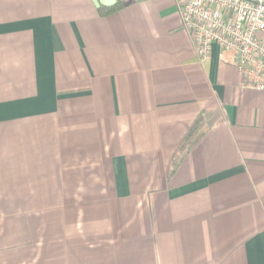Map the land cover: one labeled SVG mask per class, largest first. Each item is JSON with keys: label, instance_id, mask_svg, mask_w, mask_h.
Returning a JSON list of instances; mask_svg holds the SVG:
<instances>
[{"label": "crops", "instance_id": "0c3cea01", "mask_svg": "<svg viewBox=\"0 0 264 264\" xmlns=\"http://www.w3.org/2000/svg\"><path fill=\"white\" fill-rule=\"evenodd\" d=\"M235 60L200 64L175 0H0V264H264Z\"/></svg>", "mask_w": 264, "mask_h": 264}, {"label": "built area", "instance_id": "2783aa9c", "mask_svg": "<svg viewBox=\"0 0 264 264\" xmlns=\"http://www.w3.org/2000/svg\"><path fill=\"white\" fill-rule=\"evenodd\" d=\"M198 62L212 48L236 55L244 89L264 91V0H175Z\"/></svg>", "mask_w": 264, "mask_h": 264}, {"label": "trees", "instance_id": "16d2710c", "mask_svg": "<svg viewBox=\"0 0 264 264\" xmlns=\"http://www.w3.org/2000/svg\"><path fill=\"white\" fill-rule=\"evenodd\" d=\"M127 1L128 0H118L116 2V4L111 6V7H100L99 13L102 15H106V14H111V13L117 12L120 9H122V7L124 6V3Z\"/></svg>", "mask_w": 264, "mask_h": 264}, {"label": "water", "instance_id": "95a60500", "mask_svg": "<svg viewBox=\"0 0 264 264\" xmlns=\"http://www.w3.org/2000/svg\"><path fill=\"white\" fill-rule=\"evenodd\" d=\"M96 8L111 7L116 4L118 0H91Z\"/></svg>", "mask_w": 264, "mask_h": 264}]
</instances>
